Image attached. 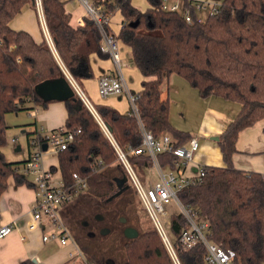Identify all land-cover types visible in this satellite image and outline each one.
I'll list each match as a JSON object with an SVG mask.
<instances>
[{"label": "trees", "instance_id": "obj_1", "mask_svg": "<svg viewBox=\"0 0 264 264\" xmlns=\"http://www.w3.org/2000/svg\"><path fill=\"white\" fill-rule=\"evenodd\" d=\"M92 1L106 14L121 13L123 26L118 38L131 48L132 63L150 78L142 82V89L137 93L139 115L133 110L120 113L110 105H94L123 149L141 144L140 120L157 137L171 134L176 147L192 137L190 132L173 124L169 99L162 96V84L173 73L185 78L203 98L215 96L240 105L238 115L218 141L225 166L207 165L208 173L203 182L183 189L179 198L196 209L199 219L209 221L207 238L210 241L235 251L236 264H264V174L233 164L239 132L264 119V0H221L204 17L193 4L202 2L206 8L204 1L183 0L192 22H188L182 12L160 8L162 0H148L150 7L144 11L132 0ZM31 3L33 0H0V197L11 176L18 184L35 186L3 152L8 142L6 115L30 109L27 102L47 107L55 100H44L37 92V85L48 79L66 77L47 39L37 42L27 30L11 26V21ZM65 4V0H41L59 58L77 78L78 71L89 65L92 53L102 58L109 54L102 50V34L96 21L85 15L83 24L75 27ZM137 21L136 26L131 25ZM89 74H92L91 68ZM63 101L67 107L63 128L81 131L66 149L57 152L62 181L71 185L73 174L78 173L88 182L86 190L63 204V216L80 198L96 201L91 204L94 208L108 202L110 205L131 187L136 192L130 183L119 196L107 200L118 191L114 178L128 176V172L103 126L80 95L75 91L74 96ZM33 134L39 136L40 132ZM177 158L174 153L159 154L160 162L169 168H175ZM131 161L140 169L151 165L148 155L132 156ZM136 197L140 204L138 194ZM76 206L68 213L72 215ZM108 217L111 219L113 215ZM188 224L181 212L171 215L174 249L181 264H203L207 252L204 243L186 249L180 242ZM70 227L74 230V225ZM74 238L86 262L175 264L154 224L141 227L135 238L126 237L124 260L96 258L84 239ZM21 264L38 263L26 259Z\"/></svg>", "mask_w": 264, "mask_h": 264}, {"label": "crops", "instance_id": "obj_2", "mask_svg": "<svg viewBox=\"0 0 264 264\" xmlns=\"http://www.w3.org/2000/svg\"><path fill=\"white\" fill-rule=\"evenodd\" d=\"M65 1L66 10L72 15V25L76 27L79 25V20L84 19L86 15L85 7L81 0ZM192 1L205 2L206 8L198 10L200 16L204 15L203 11L208 13L213 5L221 2V0ZM31 5L27 4L23 8L22 12L11 21V26L17 30H27L37 42H41L44 38L47 39L45 27H43L41 22L37 5L34 3H31ZM146 5L144 9L140 10L144 11L150 7L149 2ZM117 13L120 14V19L115 20V14ZM122 26L123 17L119 11H116L111 18V29L119 34ZM46 29L48 30L47 25ZM120 53L125 64L123 73L127 83L132 92L138 93L142 89V82L150 78L145 77L140 69L132 63L131 48L121 40ZM90 68L92 71L91 75L89 74ZM115 72V62L110 57L102 58L97 53H92L89 57V65H84L78 71L76 80L93 105L106 104L115 107L120 113H127L132 110V105L125 94L103 97L99 93L100 76L103 74H114ZM164 81H166V87L164 90L162 89V96L169 99L170 118L173 124L177 128L190 132L192 137L196 136L199 138V150L195 154L194 160L187 167L186 173L195 174L198 167L202 164L225 166L223 154L218 144L219 140H214L213 137L221 136L227 126L238 115L240 105L234 102H225L215 96L203 98L199 91L192 87L185 78L175 73ZM26 106L31 108L6 115L9 125L7 129L8 142L3 148V152L5 156L8 154L13 155V152H15L16 155L14 157L17 161L20 159H22L21 161H26L29 158L33 150L29 140L35 135L33 134L34 131L43 128V131L46 132L61 128L67 118V107L63 100L52 101L45 108L34 106L31 102H27ZM19 132L25 133L23 139H25L27 144L26 155L23 152ZM10 142L14 146V151L12 147L7 146ZM236 146L237 151L233 155L234 166L246 171L264 174V119H260L255 124L242 129L239 132ZM54 154L57 153L49 149L45 151L44 164L46 167H52L55 178L60 180L62 179V174L59 167V159L58 156L54 158ZM36 192V186L18 184L13 176L9 178L8 187L0 197V227L6 224H13L14 229L6 236L0 238V264H21L26 259L35 260L38 264H57L40 258V253H43L52 242L60 243V241L56 239L54 241L50 239L47 241L43 240V234H45L47 229L43 226L34 230H30L28 227L31 219V206L36 198ZM69 244L73 243L69 242L66 245ZM76 244H73L74 247L72 248L83 253L77 241ZM71 252L73 253V249L69 250L68 257ZM81 256L85 260L84 254Z\"/></svg>", "mask_w": 264, "mask_h": 264}, {"label": "built area", "instance_id": "obj_3", "mask_svg": "<svg viewBox=\"0 0 264 264\" xmlns=\"http://www.w3.org/2000/svg\"><path fill=\"white\" fill-rule=\"evenodd\" d=\"M86 16L96 21L102 34V50L109 54V57L115 62L116 72L114 74H103L99 78L98 89L103 97L116 94H125L131 105L132 110L139 115L136 100L137 93L131 91L127 79L123 73V63L120 53V40L118 34L111 29V18L113 14H106L103 9L96 5L92 0H81ZM196 9L201 10L204 7L202 2L193 3ZM37 7L40 12L41 22L45 27L46 38L50 44L55 56L65 73L66 78L71 83L75 91L84 100L89 109L103 126L107 136L115 147L120 161L124 164L128 178L138 193L139 199L146 210L148 217L152 220L159 231L165 245L167 246L175 264H181L177 253L174 249L171 236L167 233L161 217L166 220L168 225L171 224V215L165 207L166 204L175 201L178 205V211L181 212L188 220V226L183 230L180 236V242L186 249L202 242L205 244L207 252L204 256L203 264H236V253L232 249H225L223 246L210 241L207 238L210 232L208 220L199 219L196 209L190 204H184L179 198V192L187 187H192L203 182L207 175V165H200L195 174H187L186 170L189 164L194 160L195 154L199 150V138L191 137L181 146H175V139L169 133H164L157 137L151 130L146 128L140 120L139 127L142 136V142L138 147H129L123 149L105 123L102 121L95 106L87 97L83 89L78 84L76 78L63 64L55 49L53 39L46 29V22L43 15L41 0H37ZM160 8L167 11H179L185 15L188 22H192V17L187 8L183 5V0H162ZM78 24H83L80 19ZM110 27V29L108 28ZM130 65V64H126ZM41 128L39 136L30 138L29 143L33 147L29 158L23 163L22 174L33 181L36 186V198L31 206V219L28 223L30 230L43 226L50 227V232L43 234V240L57 239L61 244L66 245L69 242L76 244L75 238L69 227L64 221L61 207L64 203L70 202L81 194L88 187V182L78 173L73 174L74 182L71 185H65L62 179L57 180L52 167H46L44 164V153L48 149L54 153L66 149L75 139V135L81 129L65 130L63 127L51 131H43ZM15 140V139H14ZM47 149H43V145ZM161 153H174L178 156L175 160V168L164 166L159 159ZM141 155H148L151 159V165L147 166L151 170H156L158 179L148 188H145L134 168L131 157L138 158ZM14 229L13 224H6L0 227V238L6 236ZM72 240V241H71ZM77 245V244H76ZM80 255L83 253L79 252ZM74 256V253H70ZM87 264H96L87 262Z\"/></svg>", "mask_w": 264, "mask_h": 264}, {"label": "rangeland", "instance_id": "obj_4", "mask_svg": "<svg viewBox=\"0 0 264 264\" xmlns=\"http://www.w3.org/2000/svg\"><path fill=\"white\" fill-rule=\"evenodd\" d=\"M147 2L148 0H132V3L139 9H144L147 6L146 5ZM31 6L35 7L34 5ZM203 14H204L203 16H205L207 12L203 11ZM117 19H120L119 13L115 14V20ZM165 87H166V81H164V83L162 84V89L164 90ZM19 135L23 145V152L26 155L27 144L25 142V139H23V135L25 136V133L19 132ZM30 136H32V134H30ZM7 146L12 147L14 151V146L11 142L8 143ZM13 153H14L13 155L11 154L6 155L7 160L16 162L18 170L22 172L23 170V162L21 161L22 159L17 161V159H15L14 157L16 154L15 152ZM53 157L56 158L57 154H54ZM134 168L138 178L140 179V181L142 182L145 188H148L153 182H155L158 179V174L156 170L155 171L151 170L149 167H143L142 169H140V167L135 164H134ZM129 183H131L132 185V180L130 178H129ZM136 195L137 193L131 187V189L125 192L123 196H120L113 203H111L110 204L111 207L114 206L115 208H118L117 216L116 217L114 216L111 219L110 217H108V214H110L109 213L110 209L107 207V205H99V206L95 205L94 208H91V204H96V201L94 200L87 201L89 199L80 198L77 201H75L72 206L68 207V212H70V210H72V208L77 205L72 215L69 214L68 212L65 213L64 221L69 227L71 233L76 238L78 237L84 239L85 243H87L90 246V249L92 253H94V255L96 256V258L103 256L104 258L106 257L113 259L119 258L121 260H124L125 255L123 251V244L127 238L123 233V228L125 226H132L140 230L141 227H148L154 224L152 220L148 217V214L144 209L142 203L140 202L141 205L139 204ZM165 207L169 213L177 212L179 210L178 205L175 201L166 204ZM91 211H93L92 215H91L92 213ZM95 213L103 214L105 216V219L101 222L95 221L93 218ZM120 216L125 217L127 223H121L120 221L118 222V218ZM161 220L164 224L167 233L173 239L170 232V226L168 225V223L164 218L161 217ZM84 221H88V224L87 225L82 224ZM70 226H72L74 230H72ZM106 226L109 227L110 230L105 234H101L99 232V229ZM46 231L50 232L51 228L47 227ZM91 234H94V236H91ZM50 240L54 241L55 239H50ZM72 247H74L73 244L62 245L59 242L54 241L50 244L49 247L46 248V250L43 251V253H40V258L47 259L48 261L57 264H87L84 258L79 254L77 249ZM72 249L75 255L72 257L71 256L68 257L69 255L68 252L69 250ZM66 259L68 260L66 261ZM38 262L40 263V261Z\"/></svg>", "mask_w": 264, "mask_h": 264}, {"label": "water", "instance_id": "obj_5", "mask_svg": "<svg viewBox=\"0 0 264 264\" xmlns=\"http://www.w3.org/2000/svg\"><path fill=\"white\" fill-rule=\"evenodd\" d=\"M33 3L37 5V0H33ZM138 24L137 22H132V26H136ZM37 92L42 96V98L46 101L50 100H66L75 94V89L71 85V83L68 81L66 77H60L55 79H48L36 87ZM214 140H219L220 136H214ZM20 148V147H19ZM43 149H47V145H43ZM128 180V176L124 175L123 177H115L114 181L116 182L118 186V191L115 192L112 196H110L107 200L111 201L114 197L119 196L126 188V182ZM122 222H125V218L121 219ZM108 231V230H107ZM107 231H103V233H106ZM124 234L128 238H135L139 234V230L132 226H126L124 229Z\"/></svg>", "mask_w": 264, "mask_h": 264}, {"label": "flooded vegetation", "instance_id": "obj_6", "mask_svg": "<svg viewBox=\"0 0 264 264\" xmlns=\"http://www.w3.org/2000/svg\"><path fill=\"white\" fill-rule=\"evenodd\" d=\"M128 180H129V178H128ZM128 180H127V182H126V185H127V188L130 186V183L128 182ZM109 203V202H108ZM108 203L106 204L107 205V207L110 209L109 210V213L110 214H108V215H113V217H114V215L117 213V211H118V208H115L114 206H110V205H108ZM94 217V220L95 221H98V222H101V221H103L104 219H105V216L103 215V214H99V213H95V215L93 216ZM122 218H125V217H119L118 218V222L120 221L121 223H127V220H125V222H122ZM126 219V218H125ZM82 224H84V225H87L88 224V221H84ZM126 227V226H125ZM125 227L123 228V233H124V229H125ZM109 231L110 230V228L109 227H103V228H100L99 229V232L101 233V234H105V233H103V231ZM107 231V232H108ZM125 235V234H124ZM91 236H94V234H91Z\"/></svg>", "mask_w": 264, "mask_h": 264}]
</instances>
